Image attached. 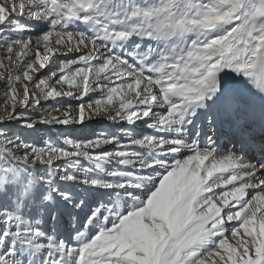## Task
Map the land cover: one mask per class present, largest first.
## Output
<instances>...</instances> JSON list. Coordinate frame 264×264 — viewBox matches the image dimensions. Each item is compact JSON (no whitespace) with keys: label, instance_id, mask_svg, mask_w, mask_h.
Wrapping results in <instances>:
<instances>
[{"label":"snow or ice","instance_id":"obj_1","mask_svg":"<svg viewBox=\"0 0 264 264\" xmlns=\"http://www.w3.org/2000/svg\"><path fill=\"white\" fill-rule=\"evenodd\" d=\"M0 264H264V0H0Z\"/></svg>","mask_w":264,"mask_h":264}]
</instances>
